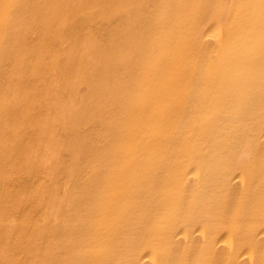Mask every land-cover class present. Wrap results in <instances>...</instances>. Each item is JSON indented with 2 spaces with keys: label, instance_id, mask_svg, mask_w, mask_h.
<instances>
[{
  "label": "bare ground",
  "instance_id": "obj_1",
  "mask_svg": "<svg viewBox=\"0 0 264 264\" xmlns=\"http://www.w3.org/2000/svg\"><path fill=\"white\" fill-rule=\"evenodd\" d=\"M0 264H264V0H0Z\"/></svg>",
  "mask_w": 264,
  "mask_h": 264
}]
</instances>
